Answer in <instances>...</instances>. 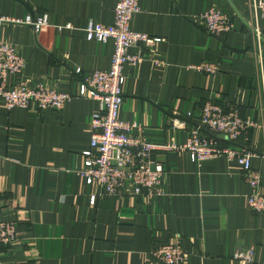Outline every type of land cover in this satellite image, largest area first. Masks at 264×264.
<instances>
[{"label": "crops", "instance_id": "0c3cea01", "mask_svg": "<svg viewBox=\"0 0 264 264\" xmlns=\"http://www.w3.org/2000/svg\"><path fill=\"white\" fill-rule=\"evenodd\" d=\"M117 2L0 0L2 17H48L38 32L0 22V40L25 60L7 83H42L76 94L78 68L86 74L111 66L113 39L88 40L85 27L89 20L113 23ZM211 7L228 12L234 29L207 32L200 15ZM254 27L264 32V12L251 0H140L130 28L162 40L151 50L142 51V44L129 49L146 57L124 66L119 117L141 124L142 135L158 143L184 142L210 101L255 120L258 125L234 142L202 132L251 150L264 194V35L259 44ZM205 62L217 70L198 68ZM97 109L96 99L78 96L60 111L8 109L0 95V220L18 225V240L0 244V264H164L153 251L170 243L185 252L182 264H242L235 253L250 247L253 260L245 264H264V213L248 206L252 188L236 159L197 163L187 151L158 150L166 168L160 194L135 195L124 187L117 195H98L92 205L90 196L101 188L87 184L79 170Z\"/></svg>", "mask_w": 264, "mask_h": 264}, {"label": "built area", "instance_id": "2783aa9c", "mask_svg": "<svg viewBox=\"0 0 264 264\" xmlns=\"http://www.w3.org/2000/svg\"><path fill=\"white\" fill-rule=\"evenodd\" d=\"M255 8L264 12V0H251ZM140 11V0H118L115 6V20L103 24L89 20L85 33L88 40L106 42L113 39L114 52L108 70H94L80 77L77 93L60 91L56 86L38 83L29 86L24 83L9 85L7 77L24 70L25 60L16 46L0 40V95L5 106L43 110L51 107L62 110L74 96L92 98L98 101V109L90 120V146L82 152L83 166L79 174L89 185H98L101 193L90 196V203H96L98 195H117L122 188L128 187L135 195H158L162 192V178L166 172L164 162L156 158L158 150H181L189 152L191 160L202 162L218 156L236 159L243 167V177L252 188L248 195V206L264 213V194L260 192L262 175L251 167L253 152L245 146H228L213 136L204 135V129L220 134L234 142L243 136L250 127L258 123L244 118L234 110H225L220 104L210 101L200 108L199 123L190 129L189 137L184 142L158 143L142 135V126L136 122L120 119L119 112L123 102V85L126 81L125 64L138 65L146 56L142 52H129L132 46L141 45L151 50L162 38L130 28L131 18ZM207 32L220 34L234 29L235 23L228 12L211 7L200 15ZM0 22H14L31 26L35 32L48 24L47 14L34 16L27 13L24 18L0 16ZM67 28H72L70 23ZM254 34L260 44L264 32L254 27ZM151 60L158 63L153 55ZM198 68L208 72L217 70L215 63L205 62ZM183 124V123H182ZM134 130L138 131L135 132ZM18 240V225L15 221L0 220V244L12 245ZM155 258L164 264H182L185 252L178 244L170 243L159 246L153 251ZM254 248L238 250L235 257L242 263L251 262Z\"/></svg>", "mask_w": 264, "mask_h": 264}]
</instances>
